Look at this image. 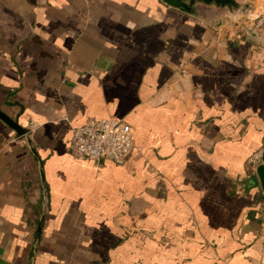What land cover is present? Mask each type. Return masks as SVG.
Listing matches in <instances>:
<instances>
[{
  "label": "crops",
  "instance_id": "1",
  "mask_svg": "<svg viewBox=\"0 0 264 264\" xmlns=\"http://www.w3.org/2000/svg\"><path fill=\"white\" fill-rule=\"evenodd\" d=\"M252 1L241 18L264 14ZM234 22L163 0H0V110L39 157L0 118V264H264L248 160L264 28ZM105 117L137 148L75 157L74 129Z\"/></svg>",
  "mask_w": 264,
  "mask_h": 264
},
{
  "label": "built area",
  "instance_id": "2",
  "mask_svg": "<svg viewBox=\"0 0 264 264\" xmlns=\"http://www.w3.org/2000/svg\"><path fill=\"white\" fill-rule=\"evenodd\" d=\"M248 20L252 25L261 27L264 25V14L248 17ZM136 148L133 127L121 118L87 119L73 131L72 152L79 159L94 162L107 159L122 163ZM262 151H256L249 159L255 170L261 162Z\"/></svg>",
  "mask_w": 264,
  "mask_h": 264
},
{
  "label": "water",
  "instance_id": "3",
  "mask_svg": "<svg viewBox=\"0 0 264 264\" xmlns=\"http://www.w3.org/2000/svg\"><path fill=\"white\" fill-rule=\"evenodd\" d=\"M167 5L170 7L182 9L189 13H196L194 6L198 3H202L205 5H211L214 4L218 7H226V12L230 17H233L235 20L240 21V16L243 14H246L248 11L249 3L241 2L239 3L238 0H163ZM238 7L237 9H234ZM0 118L5 121L15 132L16 135L20 138H27V142L31 146V150L36 156V158L39 160V157L37 155V152L35 148L32 146V140L29 138L30 129L27 127L21 126L17 121L12 119L10 116H8L5 112L0 110ZM41 167V178H42V185L45 191V175L43 171L42 164L40 163ZM254 181L258 184L263 196H264V149L262 151V159L260 164L257 166L255 171V179ZM264 220V215H263ZM45 222V213H43L38 231H37V239L39 240L42 234L43 226Z\"/></svg>",
  "mask_w": 264,
  "mask_h": 264
},
{
  "label": "rangeland",
  "instance_id": "4",
  "mask_svg": "<svg viewBox=\"0 0 264 264\" xmlns=\"http://www.w3.org/2000/svg\"><path fill=\"white\" fill-rule=\"evenodd\" d=\"M248 3H249V6H248V9H247L248 11L246 12V14L247 13L249 14L250 12H254V10H255V3L252 0H248ZM241 17L242 16H240V21L235 20L236 22H234V26H236V28L239 27V29H241V30L245 29L244 31H250V30L255 31V30L264 28V25L261 26V27H256V26L252 25V22H250L248 20V17H245V16L243 18H241ZM251 18H254V17L252 16ZM240 22H241L243 27L240 26ZM249 168L255 174L256 170L251 165V163H249ZM263 215H264V206H263V209H262V218H261V220L264 223Z\"/></svg>",
  "mask_w": 264,
  "mask_h": 264
},
{
  "label": "flooded vegetation",
  "instance_id": "5",
  "mask_svg": "<svg viewBox=\"0 0 264 264\" xmlns=\"http://www.w3.org/2000/svg\"><path fill=\"white\" fill-rule=\"evenodd\" d=\"M239 3L242 2V0H238ZM238 7L234 8V9H237ZM194 9L197 13H200V14H203L205 16L209 15V13L211 12H218V11H225L226 10V7H218L214 4H211V5H205V4H202V3H198L196 4V6H194Z\"/></svg>",
  "mask_w": 264,
  "mask_h": 264
},
{
  "label": "trees",
  "instance_id": "6",
  "mask_svg": "<svg viewBox=\"0 0 264 264\" xmlns=\"http://www.w3.org/2000/svg\"><path fill=\"white\" fill-rule=\"evenodd\" d=\"M258 150H260V149H257V150H255V151H253L252 153H251V155L249 156V159H250V157L256 152V151H258ZM248 159V160H249ZM250 178H253L254 176H255V174L250 170ZM258 185V184H257ZM257 187H259V186H257ZM260 189V188H259Z\"/></svg>",
  "mask_w": 264,
  "mask_h": 264
}]
</instances>
